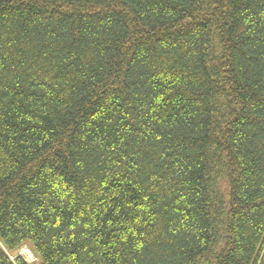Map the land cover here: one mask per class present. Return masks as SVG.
I'll list each match as a JSON object with an SVG mask.
<instances>
[{
  "label": "trees",
  "instance_id": "obj_1",
  "mask_svg": "<svg viewBox=\"0 0 264 264\" xmlns=\"http://www.w3.org/2000/svg\"><path fill=\"white\" fill-rule=\"evenodd\" d=\"M25 244L264 264V0H0V264Z\"/></svg>",
  "mask_w": 264,
  "mask_h": 264
},
{
  "label": "rangeland",
  "instance_id": "obj_2",
  "mask_svg": "<svg viewBox=\"0 0 264 264\" xmlns=\"http://www.w3.org/2000/svg\"><path fill=\"white\" fill-rule=\"evenodd\" d=\"M17 256L23 258L25 262L29 264H32V263L38 264L39 262L38 257L34 254L29 244L23 245L19 249V251L14 256H10V258L14 260V258H16Z\"/></svg>",
  "mask_w": 264,
  "mask_h": 264
}]
</instances>
